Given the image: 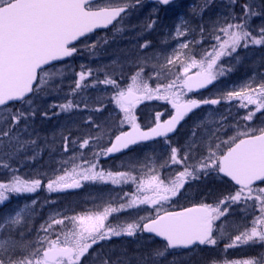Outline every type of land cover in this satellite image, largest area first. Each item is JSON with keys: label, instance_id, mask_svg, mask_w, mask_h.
I'll return each instance as SVG.
<instances>
[{"label": "snow or ice", "instance_id": "1", "mask_svg": "<svg viewBox=\"0 0 264 264\" xmlns=\"http://www.w3.org/2000/svg\"><path fill=\"white\" fill-rule=\"evenodd\" d=\"M154 2L167 6L173 0ZM213 2L203 0L188 16H181L173 31L166 33L164 48L151 49V41L141 44L149 51L131 61L130 75L122 83L115 70L83 64L69 81L68 61L80 52L77 42L85 50L107 43V39L87 42L95 30L110 29L114 36L123 32L144 0H0V208L13 196L34 194L45 186L53 193L80 188L86 181L110 180L114 185L131 183L136 190L119 207L109 202L103 211L71 216L54 211L38 227H34L36 200L16 206L0 215V264H114L94 246L112 237L144 233L162 243L139 258L138 264H161L170 252L195 253L216 249L221 243V257H209L204 264H264V122L252 123L257 113L264 116V73H253L238 88L220 92L216 98L188 95L209 89L234 71L241 49L264 47V0H221L222 10L205 22L204 13ZM158 11L152 10L155 18L149 17L142 31L154 29ZM257 18L260 22L254 24ZM196 19L199 23H193ZM119 75L123 77V68ZM93 89L107 102L100 95L93 98ZM49 96L60 99L43 104ZM146 100L170 106L167 118L157 112L142 127L137 109ZM222 101H237L235 107L247 111L234 120L220 116L195 122L185 145L172 146L169 134L190 113ZM108 105L113 109L105 119L91 115L84 119L86 133L77 129L73 134L71 128L60 133L61 152L68 156L61 154L54 161L58 166L51 169V176L34 167L44 151L50 158L57 151L55 139L39 143L37 117L103 112ZM157 138H164L170 151L166 158L145 156L144 167L152 160L150 175L106 172L99 165L101 157ZM139 163L130 161L129 167L135 169ZM170 165L181 167L161 178L157 168ZM209 176L222 185L215 201L171 210L176 198L188 192L186 184ZM139 205L150 206L154 214L137 213L135 218L117 217L115 223H107L111 214ZM257 245L260 250L253 257L228 258L230 249Z\"/></svg>", "mask_w": 264, "mask_h": 264}, {"label": "rangeland", "instance_id": "2", "mask_svg": "<svg viewBox=\"0 0 264 264\" xmlns=\"http://www.w3.org/2000/svg\"><path fill=\"white\" fill-rule=\"evenodd\" d=\"M202 3H203V0H181L178 3H176L172 7L171 11L168 13V16H166L167 19L169 20V23H167L166 27L168 28H164L163 33L165 34V33L172 32L175 25H177L180 22L181 16H188V14L190 13V11H192L194 6L195 7H197L198 5L200 6ZM210 7H212L211 10H213V14L216 17L217 14L222 10L221 0H214L213 4ZM141 11L144 12V9L142 7L139 8L138 11L133 12V14L126 21L125 30L123 32L117 33L114 36L113 32L111 31L107 35H104L101 37H93L89 39L87 41L88 43H95L97 40L103 41L104 39H107V43H101L100 46H98L95 50H92V49L85 50L84 44L78 45L80 48V52L78 53L74 64H77L79 67L82 64L86 66H90L92 68H97V67L105 68L106 67L107 70L110 72L115 70V74L117 75L118 79H121V82H122V79L123 81L127 79L131 72V61L135 59L138 55H140L142 52L149 51V49H141L140 45L143 44L145 41H149L147 40L149 35H150L151 41L159 42V40L162 39L161 36H158V37L155 36L161 33L160 28H157V26L159 25V22L157 23V25L154 27L152 31L150 32L142 31L143 22L140 20ZM149 13L150 15H153L151 9L150 11L146 12V14H149ZM174 15L176 16L171 21ZM203 19L205 22L210 20V18L207 15H204ZM138 20H140V22L137 25L136 30L134 32L128 31L127 28H131L134 25H136V22ZM146 21L147 19L145 20V22ZM259 22L260 21L258 18L254 20V24H258ZM169 47H171V45H169ZM162 48H164L163 43H159L157 46L151 44V49L153 50H160ZM244 50L245 52L243 53L242 51H240V54L242 53L240 56L241 57L246 56V57L245 59L241 58L240 62L235 65V68H238V70L242 68L248 69L250 71H253L252 74L253 73L258 74L259 69L262 68L261 73H264V47H252L250 49H244ZM121 68H123V73H124L123 77H120L119 75ZM79 70H77L76 72H78ZM68 73H69L68 80L71 81L74 78V72H72L68 68ZM101 76H103V72H101ZM232 82L236 83V81H232ZM152 83L154 84L155 82L153 81ZM231 86L233 85L230 84V82L227 80L225 76V77L220 78L218 81H216L214 87L210 91L201 95V97L200 96H197V97L216 98L218 93L231 90L232 89ZM101 87L103 88L104 86H101ZM90 94L93 98L100 95L101 99H103L105 103L107 102V98L103 96L101 93H98L95 89H93ZM59 99L60 97L58 96H49L43 100V104L47 105L48 103L58 102ZM237 103H238L237 101H232L231 103L222 101L221 104L219 105H207L206 110L202 113V115L199 116L200 119L198 118L196 119V117H194L189 121L188 129L183 134L184 144L182 146L185 145L186 140L190 136L192 126L195 122L203 120L207 123L209 121L217 120L220 116H226L228 117V120H234L238 116L244 115L247 109H239L235 107ZM164 105L165 107L166 106L169 107L167 111L166 109H164ZM96 106H99V105H96ZM249 107L254 108V106H249ZM112 109H113V105H108L106 108H104L103 112L89 113L85 110L82 112H75L72 114L61 113L60 115H50V119H44L41 117H37L35 121V130L40 134V137H41L39 143L44 144L45 138H47V141L49 143H51V141L55 139L57 151L52 154H57V155H52V158H50L48 151H44L41 158L37 162L38 164L36 163V165L38 166L34 165V167L41 169V171H47L48 175L51 176L52 175L51 169L58 166L55 164L54 161L59 160L61 154H63L65 157L68 156V153L61 152L60 133L64 132L68 128L72 129L73 134L77 132V129H79L82 133H86L88 129L86 126H84L83 121L88 115H91L93 119L103 120L108 116L110 112H112ZM229 109H231V111H229ZM53 111H59V110L54 109ZM168 111H170V106L166 105L165 102L163 101H157V100H150V101L146 100L141 105H139L137 109L140 120H144L147 122L143 126L148 125L151 122V120L154 119L155 114L157 112H164V114H166V117H167ZM102 116H104L103 119L100 118ZM259 117H260V114L257 113L252 123L256 124L255 119ZM261 119L262 118H259V122L256 125H260L262 122H264V117H263V120ZM243 122L247 123L245 121ZM209 126L211 125L209 124ZM174 142H176V140H174ZM81 151L87 152L88 150L83 149ZM169 151L170 149H168L167 146H164V145L154 146L153 148L152 147L151 148L141 147L135 151L133 150L128 154H125L123 156L121 155L113 159V161H111L110 164L108 163L107 166H103L100 164V161H104V162L107 161L106 157H101L99 159V165L106 172L112 171L113 173H115L117 171H132V173L137 176H140L142 172L150 175L152 160L147 161L149 167H144L145 156H152L153 160H155L156 157L166 158ZM136 160H139L140 163L136 165L135 169L130 168L129 162L136 161ZM180 167H181L180 165H170V169L169 167L164 168V169L157 168V174L160 175L161 178L166 179L172 169H179ZM23 171L28 172L29 170L25 169ZM44 179L46 181L47 177H45ZM108 182L111 183L110 180ZM95 183L100 184L102 182L101 181L82 182V187L80 188H84L85 186H87L88 187L87 190H89ZM127 185L128 184H125V185L123 184L114 185L113 184V186L117 188L121 187L119 191H114V192H109V191L100 190V189H96L94 193H90L89 191H87L88 193H86V196L80 195V199H78V195L76 193L77 196L73 197L71 201L61 202V201H58L57 199V201L53 204L46 203V202L37 203L36 205L37 214L34 218V227H38L39 224L45 218H47L50 212L59 211L60 209L72 210L73 212L78 211L79 213H81V215H84V214H93L97 211H103L104 207L109 206V202H111L112 207H116V203H119V204L127 203V201H125L126 196L123 195L124 193H128V196H127L129 197L128 200L131 198V195L129 194L131 193V189H129L128 187L125 188ZM80 188L66 189V192H76ZM38 191H40V189ZM134 192L136 193L135 186H134ZM36 193L22 195V196H13L11 201L6 203L1 209L7 210L4 213L13 212L16 206L22 205L26 201H32L30 197L32 195H35ZM187 193L183 197H177L176 199L178 203L172 206L185 203V200L188 197L186 196ZM22 197H25V198L22 201H20L19 199ZM120 197H123V199H120ZM60 212L65 214L64 211H60ZM4 213H2L1 215H3ZM137 213H139L140 215H146L149 213L154 214L153 209L150 206L139 205L137 208H131L125 211H121L119 213L111 214L109 216V220L107 221V223L116 222V220H110L111 216L119 217L120 220H124V218H135ZM70 214L71 213H69L68 216H70ZM141 237L142 235H137L135 237L120 236L118 238L132 239V242L135 246L130 245L131 243L130 244L122 243L120 247L106 248L105 251H103L104 252L103 255L111 258L112 261L119 262L120 264H129V262L133 260L134 258V255L132 254V250H134L135 247L137 249H140L141 247L144 249H152L156 247L154 245L153 246L150 245L152 243L151 239H147L143 237L142 239ZM104 243H108V242H101V244H104ZM235 249H240L241 250L240 252H243V253L250 252V250H246L244 246L240 248H235ZM235 249H230V250L234 251ZM256 249L258 248H253L252 250H256ZM234 252H235V255L239 254V252H236V251ZM147 253H149L148 250L145 254ZM140 255L141 256H138L137 258L136 264H138L139 258L144 256L142 254ZM244 255L246 256L245 258L253 257L252 255H249L248 253ZM167 257L161 261V264H164L163 262L167 259ZM209 257L219 258L221 257V253H219L216 250L210 251L209 253L202 254L200 258L198 256L193 257L191 261L195 264H204V261L207 260Z\"/></svg>", "mask_w": 264, "mask_h": 264}, {"label": "trees", "instance_id": "3", "mask_svg": "<svg viewBox=\"0 0 264 264\" xmlns=\"http://www.w3.org/2000/svg\"><path fill=\"white\" fill-rule=\"evenodd\" d=\"M165 28H168V27H165ZM243 51L245 52V50H243ZM245 57L246 56H242L241 58L245 59ZM252 75H253L252 71H250L248 69L242 68V69L238 70V68H235L234 71H232L228 75H226V78L230 82V84L233 85V86H231L232 88L233 87L238 88V85H240L243 82H245L246 80H248ZM232 81H236V83L238 85L236 83H233ZM123 82L124 81L122 79V83ZM152 85H154V84L152 83ZM164 108L166 109V111L169 109V107H167V106ZM203 112H204V110L202 112H199L197 115L195 114L192 117H188L183 122V124L181 125L177 134L171 139L172 146L182 148V145L184 144L183 134L188 129L189 121L194 117H196V119L197 118L200 119L199 116L202 115ZM165 117H166V114H164L162 119H164ZM139 122L142 124V126L145 123H147L144 120H140ZM241 123H244V122L242 121ZM174 140H176V142H174ZM152 145L158 146L156 144H152ZM152 145H149V146H152ZM145 147H148V145ZM167 148L169 149V146H167ZM169 169H170V167H169ZM0 179H2V178H0ZM123 185H125V184H123ZM127 187L129 189H131V193H129V194L131 196H132V194L134 195L135 194L134 185L129 183L125 188H127ZM186 187H188V193L186 195L188 197L185 200V203L177 204L176 206H171V210H180L181 208L193 206L194 204H197L201 201L213 202L219 197V195L222 191V185L219 183V181L217 179L213 178L212 176H209L207 178H204V179H201L198 181H193L191 183V185L186 184ZM117 190H119V188H117ZM128 198L129 197L126 196L125 201H128ZM116 207H119V203H116ZM59 211H64L66 215L71 213L70 216L71 215H81V213L76 212V211L73 212L72 210L61 209ZM116 219H117V217H112V216L110 217V220H116ZM103 242H108V243L101 244L102 247H101V245L94 246L99 252H101V254L104 253L103 251H105L106 248L120 247L122 243L130 244V240H126L125 238H118V237H112L110 240H106ZM161 243H162L161 241L153 240L154 246H158ZM222 249H223V243H221L220 246L216 249H202V250H197L195 253H190L189 250L170 252L169 256L167 257V259L165 261L167 262V264H172L173 260L175 261V264H195L191 261L193 257L198 256L200 258V256L202 254L209 253L210 251H214V250L218 251L219 253H222ZM230 253H231L230 250H228V253H227L228 258H230ZM132 254L134 255V258H133V260H131L129 262V264H136L138 256H141L140 254L144 255L145 252L143 254V252H140V249L135 248L134 250H132ZM188 258H190V259H188ZM165 261L163 262L164 264H165ZM113 262H114V264H116L117 261H113ZM118 264H120V263L118 262Z\"/></svg>", "mask_w": 264, "mask_h": 264}, {"label": "flooded vegetation", "instance_id": "4", "mask_svg": "<svg viewBox=\"0 0 264 264\" xmlns=\"http://www.w3.org/2000/svg\"><path fill=\"white\" fill-rule=\"evenodd\" d=\"M179 1H181V0H176L175 2H173V3H171V4L167 5V6H162V5H159V4H156V3H148L147 0H144L143 5L141 6V7L144 9V12L141 11V18H140V20L143 22V24L145 23V20H146V19L148 20L149 17L155 18V16L150 15V13H149V14H146V12L150 11V9L153 10L154 8H155V9H159L158 13H156V16H158V22H159V25L157 26V28H160L161 33H160V34H157V35H155V36H156V37L161 36L162 39L159 40V42L151 41V38H150V35H149L148 38H147V40L151 41V44L157 46L159 43H162V41L165 39L166 34L163 33V30H164V28L166 27L167 23H169V20L167 19L166 16H168V13L171 11L172 7H173L176 3H178ZM141 7H140V8H141ZM198 7H199V5H198L196 8H198ZM211 9H212V7H210L207 11H205L204 15H207V16L210 18V20H214L216 17L214 16V14H213V10H211ZM149 15H150V16H149ZM162 15H163V16H162ZM164 16H165L166 18H165ZM175 16H176V15H174V16L172 17L171 21L173 20V18H175ZM170 17H171V16H170ZM140 20H138V21L136 22V25H134L133 27H131V28H127V30H128V31H133V32H134V31L136 30L137 25L139 24ZM193 23H199V19L194 20ZM162 27H163V28H162ZM111 31H112V30H110V29H105V30L97 31V32H94V34H91L90 37H91V38H93V37H101V36H104V35L109 34ZM77 44L80 45V42H77ZM243 50H244V49H241L240 51H242V53H243V52H244ZM242 53H241V54H242ZM241 54H240V55H241ZM77 55H78V54H77ZM77 55H75V56L72 57V58H69V61H68V64L70 65L69 69H70L72 72H76L77 70L80 69V67H79L77 64H74ZM61 63H64V62H61ZM261 71H262V68L259 69L258 74L261 73ZM252 72H253V71H252ZM257 76H258V77H257V80H259V79H258V78H259V75H257ZM213 86H214V85H213ZM233 88H234V87H233ZM197 93H198V94H197ZM205 93H207V92H201V93H199V92H195V93H192V95H193V94H197V95H193L192 97H197V96H200V97H201V95H203V94H205ZM259 114H260V117H259V118H262L261 120H263V117H264V116H262L261 113H259ZM96 118H97V117H96ZM100 118L103 119L104 116H102V117H100ZM259 118H256V119H255L256 124L259 122ZM52 155H57V154H52ZM121 155H125V153L118 155V157L121 156ZM37 164H38V163H37ZM100 164H101V162H100ZM101 165H102V164H101ZM35 166H38V165L35 164ZM102 184H105V185H106V184H107V185H111V183H109V182H107V183L102 182ZM98 187H99V184L95 183L90 189H92V188H98ZM108 188H110V186H108ZM87 189H88V187L85 186L84 188H80V189H79L78 191H76V192H66V190H64L63 192H53V193H50V192H48V190H47L46 187H42V188L40 189V191H37V193H36L35 195H32L30 198H31L32 200H36L37 203L46 202V203L53 204V203H55V202L57 201V199H58V201H61V202H64V201H71V199L73 198V195H76V193H77V194H80V195H82V196H86V193H88L87 191L90 190V189H89V190H87ZM65 192H66V193H65ZM24 198H25V197H22V198H20L19 200L22 201ZM26 199H27V198H26ZM60 210H61V209H60ZM6 211H7L6 209H1V208H0V215H1L2 213L6 212ZM239 215H240L239 213L236 214V218H237V219L239 218ZM244 247L246 248V250H250V252H244V253H243V252H240V251H241L240 249H235L234 251L239 252V254L235 255V252H234L233 250H232V251L230 250V252H231V253H230V259H243V258L246 257V256L244 255V254H246V253H248L249 255L255 256L256 253L260 250V246H259V245H257V246L255 247V248H258V249H256V250H252V249H253L252 247H248V246H244Z\"/></svg>", "mask_w": 264, "mask_h": 264}, {"label": "water", "instance_id": "5", "mask_svg": "<svg viewBox=\"0 0 264 264\" xmlns=\"http://www.w3.org/2000/svg\"><path fill=\"white\" fill-rule=\"evenodd\" d=\"M174 1H176V0H173V2H174ZM148 2H149V3H155L154 0H148ZM162 6H165V5H162ZM99 30H105V29H97V30H95V31H99ZM211 87H212V86H209V89H210ZM205 90H208V89H202V90H200V91H205ZM202 107H203V105H201L200 108H202ZM200 108L195 109L193 112L199 110ZM193 112H192V113H193ZM190 114H191V113H190ZM190 114H189V115H190ZM181 123H182V122H181ZM179 127H180V125L177 126V130L179 129ZM176 132H177V131H176ZM176 132L169 134L170 137H171V136H174V135L176 134ZM163 139H164V138H157L156 140L143 142V143H141V144H142V145H143V144H149V143H152V142H154V141L163 140ZM141 144H139V145H141ZM136 146H138V145H136ZM136 146H133V147H136ZM127 150H128V149H127ZM124 151H126V150H124ZM116 154H118V153L112 154L111 156H107V157H108V158H112V157H114ZM144 234H146V235H151V234H148V233H144ZM151 236H152V235H151ZM157 238H158V237H157ZM159 239H160V238H159Z\"/></svg>", "mask_w": 264, "mask_h": 264}]
</instances>
